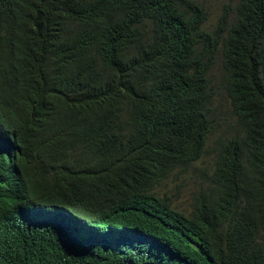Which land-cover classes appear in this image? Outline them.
<instances>
[{
	"label": "trees",
	"instance_id": "16d2710c",
	"mask_svg": "<svg viewBox=\"0 0 264 264\" xmlns=\"http://www.w3.org/2000/svg\"><path fill=\"white\" fill-rule=\"evenodd\" d=\"M92 1L0 0V9L10 12L24 13L38 5L36 41L52 46H26L16 31L34 23L22 18L14 30L16 51H4L9 76L13 68L14 80H19L16 98L36 118L40 151L34 153L35 144L28 139L23 147L34 153L32 172L39 175L31 189L39 191L38 199L55 197L67 179L65 201L52 205H78L100 222L116 226V256L103 260L96 251L100 264H210L228 220L235 228L228 245L244 234L263 238L264 0H242L230 37L207 48L239 56L228 69L222 58L218 70L211 69L200 82L190 81L184 62L188 40L168 39L161 57L148 42L141 28L140 0L99 1L95 10ZM143 1L147 7L157 0ZM171 83L182 87L184 101L159 105L175 99L173 93H163ZM147 99L146 116L132 120L125 104ZM62 102L69 112L59 115ZM188 105L205 111L219 130L211 146L187 130L174 141L160 135L168 116ZM58 116L71 133L56 138ZM132 140L136 147L143 146L140 154L134 150L119 160ZM204 169L213 170V176L196 190V182L188 184V216L158 196L186 182V171L197 174ZM242 192L244 207L233 209L227 199ZM222 201L226 215L215 219L210 211ZM207 215L209 223L203 220ZM166 241L173 246L171 259L156 248ZM251 246L255 264H264V239ZM0 248V264H88L77 247L63 246L48 233L33 234L27 246ZM251 261L247 254L230 258L232 264Z\"/></svg>",
	"mask_w": 264,
	"mask_h": 264
},
{
	"label": "clouds",
	"instance_id": "9594fccd",
	"mask_svg": "<svg viewBox=\"0 0 264 264\" xmlns=\"http://www.w3.org/2000/svg\"><path fill=\"white\" fill-rule=\"evenodd\" d=\"M99 1L93 0L90 7L96 9ZM162 7V11L159 8ZM142 11L141 28L148 42L161 55L167 50V40L173 42L189 41V46L184 54V62L191 75V82H200L202 76L213 69L218 70L222 58L228 61L227 69L238 53L230 54L220 48L208 52L209 45L218 42L222 43L231 35L232 24L235 17L242 10V0H237L232 8L224 5L220 16L213 24L209 23L210 10L202 0H157L150 6L144 7V1L140 0ZM41 17L40 8L35 5L24 13L10 12L0 9V247L7 245L22 247L30 244L32 235L35 233L52 234L58 238L62 245L71 243L77 247V253L88 264H100L102 261L95 254L102 252L103 260H112L116 256V245L114 235L116 226L111 223L100 222L97 215L87 213L78 205H52V202H63L64 192L70 186L69 180H63L57 194L53 198L38 199L39 191L31 189V181L39 173L32 172L35 152L40 151V145L35 140L36 118L27 113V105L21 104L16 98V91L19 80H14V70L11 75L7 70L9 56L4 51H16L14 30L19 21L24 18V23L31 20L34 24H24L16 34L22 38L23 43L30 48L49 46L48 42L36 41L35 34ZM180 27L182 33H179ZM220 29V30H219ZM255 39L254 34L250 36ZM160 88L163 84L159 83ZM13 95L11 96L10 90ZM164 94L173 93L175 99L171 102L158 103L163 106H173L184 101L183 90L179 84H166ZM150 101L144 100L125 104L128 116L132 120H139L146 116ZM69 110L62 102L59 106V115L68 113ZM187 130L192 137L199 142H206L212 145L219 130L213 125L205 111L200 108L188 105L172 112L161 130V136L167 141H174ZM70 132L69 125L62 122L58 116L54 136L57 138L64 133ZM71 133V132H70ZM24 139H28L34 151H28L23 147ZM52 145L48 147L50 150ZM142 147H136L134 140L124 145L125 156L119 160L123 161L132 151L140 154ZM178 152L183 150L178 149ZM83 169V168H82ZM214 171L204 169L197 174L191 170L186 171L182 178L186 182L181 183L192 187L196 182L194 190L206 184L212 178ZM102 174L99 171L97 177ZM178 185L168 188L176 189ZM167 188V198L172 208L179 213L188 216V202L192 196L184 200L173 202ZM62 196V200L58 199ZM245 192L234 195L227 199L233 209L244 207ZM213 218L219 219L226 215V206L220 202L216 208L210 211ZM209 223V215L203 218ZM235 232L234 223L228 220L226 231L220 239H216L212 251L210 264H232L230 258L233 255L247 254L251 257V263L241 262L239 264H255V252L252 249V242H260L264 239L244 234L238 241L228 245L226 240ZM156 247V246H155ZM163 252L162 256H169L173 253V246L168 241L156 247ZM141 250V249H140ZM1 253V248H0ZM154 262H152L153 264ZM200 264L199 262H191ZM123 264H135L133 261H124Z\"/></svg>",
	"mask_w": 264,
	"mask_h": 264
},
{
	"label": "rangeland",
	"instance_id": "374dc122",
	"mask_svg": "<svg viewBox=\"0 0 264 264\" xmlns=\"http://www.w3.org/2000/svg\"><path fill=\"white\" fill-rule=\"evenodd\" d=\"M203 3L209 7L210 16L209 23L214 24L224 5H228L229 8H232L237 0H202ZM170 198L173 202H179L184 200L188 196V188L186 185L181 184L176 188H168Z\"/></svg>",
	"mask_w": 264,
	"mask_h": 264
}]
</instances>
